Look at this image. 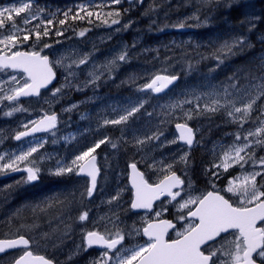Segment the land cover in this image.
<instances>
[{"label":"flooded vegetation","instance_id":"flooded-vegetation-1","mask_svg":"<svg viewBox=\"0 0 264 264\" xmlns=\"http://www.w3.org/2000/svg\"><path fill=\"white\" fill-rule=\"evenodd\" d=\"M84 1L83 3L87 4H94L96 2L95 0ZM102 1L113 3V0ZM164 2L166 4L161 5ZM218 4L217 1L213 5L217 6ZM116 5L125 21L124 24L119 25L117 32L122 28H129V31L115 32L99 47H93L91 52H98L97 54L99 55L103 52L101 55L105 53L106 56L112 50L123 47L121 54L127 52V59L125 61L117 60L118 62L115 60L116 62L112 66L114 71L106 72L102 78L114 72L123 74L126 78H131L133 75L137 76L139 72L147 74L151 71L147 72L140 69V67L137 68L138 65L143 66L146 60H148L146 65L150 67L153 64L168 63L169 60L166 61V59L169 57L181 58L184 62L181 67L174 65L167 68L162 67L159 69L160 71L152 72L153 77H149L153 79L156 75L174 74H177L178 77L177 82L165 91L156 93L148 89L149 92L152 91V93L161 97V101L164 100L165 102L152 105V107H149L148 104H143L144 112L139 115L143 117L146 110L154 112L165 107L166 119L160 124L161 133L163 134L159 136V139L147 140L145 148H143L145 145L137 148V137L139 140H142V133H136L135 128L129 131V134L130 132L135 134L127 135L124 138L125 135L121 134V130L124 126H130L137 120L135 119L132 122L134 114L137 116V112L133 114L130 120L116 125L105 124V120H110L106 117L102 128L97 132H92L87 126V121L89 111L94 108V105L85 101L86 96L90 92L81 90L82 92L75 93L77 96V98H74L76 107H72L71 109V115L74 117L71 130L75 131V133L71 134L70 141L61 147L65 151V153L61 154L64 160L70 165L77 155L105 138H108L112 143H116L117 147L113 148L111 143L106 142L93 153L96 156L95 163L98 173L96 188L91 197H88L86 194V189L90 186L91 178L86 173L76 174L75 169L72 173H65L59 176L53 174L55 171L52 173H41L39 171L38 179L30 182L27 181L28 173L26 169L32 166H29V163L25 161H17L19 171L11 169L0 170V240L18 239L20 236H24L30 242L26 249L25 246L20 245L16 248L6 249L3 253H0V264H15V261L23 255L25 250L31 251L33 255L44 256L52 264H94V261L99 260L101 254L106 249L102 245L88 246L85 239L88 231H97L107 238H113L115 233L119 231L124 235V240L117 248L133 249L147 242L148 238L144 236L143 228L147 227L148 223L167 219L176 225V230H182L186 226V221H178L177 216L181 214L186 215L187 209L183 210L182 213H178L175 207L176 201L172 203L167 202L170 198L161 197L155 201L152 211L133 209L131 207L132 201L135 198V191L130 182V165L132 163L137 164L138 170L144 173L145 178L150 183H156L159 179H162L164 173L160 170L168 164H173L172 170L185 181V191L182 192L184 198H187V194L200 195L201 193L213 190L212 183L216 185V190H222L227 186L228 181L234 177L243 178L244 175L254 171L264 172V166L258 163L259 158L264 157V146L255 144L256 137H252L253 144L248 151L249 153L254 152V157L248 160L246 156L247 163L242 162L243 167L236 164L230 167L227 172L223 168L212 167L214 163L216 164L222 158L223 152L229 146L233 145L234 142H238L235 139L236 133L239 132L241 139H243V136L248 131L255 130V126L259 123V120L256 118L260 115L261 106H264V98H261L254 105L255 110L251 113L248 122L243 123L242 128L240 127L241 121L233 122V117L227 115V112L231 111L230 106L220 107L216 112H208L204 110L206 103L184 104L182 107L172 108L171 105L177 103L170 102V99L175 98L174 95L176 94L178 95L175 98L176 100L182 98L180 97L181 88H178L179 84H182V79L194 78L198 72L190 71L192 63L189 61V58L192 54L183 57L178 55L177 48H174L179 44L175 37H180V34L184 32L188 35L191 34V38L194 41H199L198 38H200L199 35L202 32L207 36V38H204L206 44L207 42L216 43V41H219L217 50L211 52L209 56L219 51L226 43L231 45L232 42L243 40V44L234 43L231 51L224 49L226 86L229 92H237L236 89L232 90L230 87L234 75H240L244 79L242 83L238 84L242 85V88L240 87L242 91L239 92L241 94L249 90L247 87L249 77L254 80L263 75L264 67L257 58L258 55L263 53L264 49L261 47L264 45V37H261L264 35L262 29L264 17L261 8L256 7L260 3L254 8H250L247 0L243 1V6L240 8V24L234 21L233 8L227 4L229 7L225 10L226 23L223 25L222 23L217 24V14L215 13L210 23L197 25L199 27L195 26L191 31L188 28L181 30L178 28V25L173 26V31L170 32H165L164 30L160 32L158 28L159 31L156 33L158 36L155 39L151 38L152 35L149 32L151 18H143L144 21L141 22V17H148L153 13H158L166 5L171 6L170 13L175 14L198 10L200 15H205L204 11L206 9L200 2L186 3L181 0H120V3ZM133 16H139V20L141 21L139 23H136V21L130 23V19L135 20L132 18ZM138 34L143 35V38L139 41L136 39ZM160 41L163 42L164 46L160 45ZM205 52L208 51L201 49L200 53L198 52L196 56L197 60L194 58L193 64L195 68L203 62V58L206 56L203 54ZM251 57L252 59H250ZM50 58L51 62L55 64L51 56ZM155 58L159 61L152 60ZM54 68L57 71V80L52 85L53 89L60 86L58 84L60 82V73L57 67ZM249 69H251V72H249ZM0 72L12 73L21 71L5 69ZM254 74L257 75L256 78L253 76ZM144 83L128 81L121 86V95L117 93L114 95L109 94L108 90L111 84H107L103 89L99 88L101 95L107 103L121 102L123 105L116 113L112 112L115 114L110 115L104 112L103 115L108 114V116L117 117L119 114L121 115L122 110H130L133 102L134 106H137L136 91ZM46 90L49 89L42 90L38 96L20 97L13 102H16L17 108L20 109H24L25 103H28L27 106L33 108V110L37 109L39 99L45 97L42 95ZM112 90L114 91L115 89ZM184 93L182 96L186 97L187 95L184 96ZM248 99L249 97L244 95L241 102H247ZM191 100L194 101L195 98ZM196 104L200 105L199 114L193 111L191 112V119H188L185 113L189 112L190 109H194ZM209 105L211 106V104ZM59 106L61 105L54 103L53 107L50 108L52 109V114L57 116V119L61 117ZM93 112H95L97 120L99 118L97 116L98 113L95 109ZM14 113L12 114L14 115ZM24 113V110L16 111V117L11 121V125H19ZM174 117L180 119L175 120ZM0 119L1 124H8V122L4 123L3 118ZM177 123H186L193 129L194 140L191 146L178 138V130L175 127ZM138 124L142 125L143 121ZM32 126H28L27 129L23 127L20 132L26 131ZM58 127L59 124L55 129H58ZM41 136H29L30 138H21L20 140H16L15 136H4L0 141V155H4L5 153L7 156L5 162L8 163L9 159H14L15 156L24 152L23 149L26 142ZM128 137L130 138L129 140H127ZM260 139H264V136H261ZM173 141L175 142L173 143ZM150 143H155V145ZM48 148L50 152L52 150L56 152L57 150L56 147L53 148L50 145ZM45 149V147L41 150L39 149L36 155L39 156L41 151ZM186 153L188 157L187 168H185L183 163H174V161H178ZM159 163H163L160 165L161 168L156 166ZM206 169H211L212 172H220L218 176H212L211 172L206 175ZM185 170L187 174H185ZM189 182L192 184L191 189L187 187ZM261 183H264V180L261 177H257L258 186ZM261 190H264V188ZM221 194L225 195L226 198L232 197L233 200L238 199V197L232 196L231 193L221 191ZM179 199L178 197L177 200ZM161 201L164 202L162 207L167 208V211L163 212L160 217H156L155 212L161 210ZM192 207L194 208V206ZM85 211L88 212V219L80 221L78 217ZM221 235L225 236V234ZM168 238H175L174 230L169 229L166 239ZM232 239V236H226L225 240H221L218 237L217 242L209 243H214V247L217 249L223 245L224 251L234 252V247L228 243ZM114 252L115 250L109 254L113 255ZM217 255L219 258L218 264L221 260L225 261L226 264H231L230 255H222L219 252ZM109 264H114V261L109 262ZM134 264H138V261L134 262Z\"/></svg>","mask_w":264,"mask_h":264},{"label":"snow or ice","instance_id":"snow-or-ice-1","mask_svg":"<svg viewBox=\"0 0 264 264\" xmlns=\"http://www.w3.org/2000/svg\"><path fill=\"white\" fill-rule=\"evenodd\" d=\"M34 0H19V6L13 5L12 7L0 8V29L6 27L5 21H10L11 31L8 34L0 33V45H3L11 55L0 56V71L5 69L20 70L25 74L20 79L16 75L10 77V82L15 84L16 87L11 89L10 94H6L3 99L9 101H16L19 97H28L32 95H39L40 89L46 88L55 78L56 73L53 68L54 65L50 62L47 55H41V51H12L21 43L19 32L22 31L15 22V16H20L21 13H26L21 17L22 23L28 25L31 20L37 19L32 13ZM113 3H120V0H113ZM80 11L86 12L88 17L96 15L99 18V13H93L87 9L81 8ZM7 13V16L5 14ZM65 17L68 13H64ZM108 16H119V12H109ZM73 19H84L83 16H79L77 13L72 17ZM106 22V21H105ZM119 21L112 20V24H117ZM43 23V21H41ZM52 23L51 20L48 21ZM61 24L65 21L61 20ZM91 23V20H89ZM127 27V25H125ZM180 27H183L181 24ZM86 31V30H85ZM85 31L79 33L80 36H84ZM29 34L23 35V41L30 39V34H34L35 40L39 42L42 36H48L49 30L44 28L43 32L39 30V25L34 29L28 30ZM57 35H62L61 32H57ZM234 43L243 44V40H237ZM50 45L44 44V48H48ZM233 45L225 44L221 51L227 49L232 50ZM2 51V50H0ZM117 59L119 61H125L127 59V52L120 54ZM62 60L55 61V64L62 65ZM87 57L80 59L78 64H85ZM115 60L112 61L115 64ZM73 63H77L73 61ZM72 75V73H70ZM90 75H92L90 73ZM177 77L175 75H156L150 83L144 85L145 89H150L153 92L159 93L172 84ZM262 83L253 84L250 86V90L245 91L244 95L249 97L247 102L243 103L241 107L236 106L235 100H225L224 104H221L219 99H213L211 106L209 104L204 105V110L209 112H216L220 107H231V111L227 112V115L233 117V122L241 121L240 127H243V123L248 122L251 113L255 110L254 105L257 101L264 98V76L258 78ZM23 80V83H21ZM66 83L61 88H56L53 91V96H56L62 91L64 87H71V81L65 78ZM94 82V81H93ZM235 88L237 92L242 89L238 88L236 84L230 85ZM2 90V89H0ZM253 90L255 94H253ZM225 96H230L232 93L226 88L224 90ZM200 97H196L198 101ZM192 100H184L175 105H171L172 108L182 107L183 104H192ZM73 108L76 105L72 106ZM143 107L141 103L139 106H134L130 110L126 111L125 115H121L115 120H105V124H121L126 122L134 113L138 112ZM200 105L196 104L194 109H190L185 113L188 119H191V112L196 111L199 114ZM23 109L13 108L12 111L5 113V115L11 116L15 111H21ZM236 114H240L237 116ZM260 122V126L255 128L254 131H248L243 136L245 141L243 145H237L235 142L233 145L223 152L220 164H213V168H223L225 172L230 167L239 164L243 167V163H247L248 160L253 159L254 152L249 153L247 150L252 147V143L249 141V137H256V145L264 146V139H260L264 136V106L260 108V115L256 118ZM33 127L27 131L18 132L15 135L16 140H20L21 137L29 135L31 132H38L41 130H48L55 128L57 123V116L55 114H45L40 120L33 121ZM27 129L28 125H24ZM179 131V139L186 142L187 145L193 144L194 135L193 129L188 127L186 123H177L175 125ZM163 133L153 134L148 136L146 140L159 139V136ZM236 141L241 139L240 133L235 134ZM111 143L113 148L117 147L116 143H112L108 138L101 139L95 143L92 147H89L86 151L77 155L70 165L60 166L53 173L54 175H63L65 173H72L74 169L76 174L86 173L91 178L90 186L86 189L88 197L93 195L96 188L98 169L96 166V156L93 153L102 144ZM145 140H138V144H144ZM175 141H173L174 143ZM42 146V145H40ZM36 146L30 147L27 151L21 152V154L15 156L14 159H9L8 163L0 165V170L11 169L13 171H19L17 161H25L33 153L37 152ZM245 153V155H241ZM5 157L0 155V160H4ZM243 162V163H242ZM174 163H183L185 168L188 166L187 153L179 158ZM255 163V161H254ZM259 165L264 166V157H260L258 161ZM132 170L131 184L135 190V198L132 201L131 207L133 209H147L153 210L154 202L161 197L170 198L168 203L176 201L175 207L178 213H182L187 209L186 215H178V221H186V226L182 230H176V225L167 219H160L156 222L148 223L147 227L143 228V234L148 238L144 245L137 246L133 249L121 248L117 246L124 240V235L117 231L113 238H107L105 235L97 231H88L85 239L88 246L102 245L106 250L101 254V258L94 261V264H109L114 261V264H134L138 261V264H218V252L222 255L231 256V264H264V183L259 186L257 184V177H261L264 180V172L254 171L241 177H234L228 181L227 186L222 190H216V185L212 183L211 191L201 193L200 195L187 194V198L182 196V192L185 191V181L173 171V164H168L160 171L164 173L163 178L159 179L156 183H150L143 172L137 169V164L132 163L130 165ZM27 181H34L38 179V168L29 167L26 169ZM211 172L212 176H218L217 172H212L211 169H206L205 174ZM185 174H187L185 170ZM211 183V181H210ZM188 189L192 188L191 182L187 185ZM175 189V191H174ZM231 193L232 196L238 197L233 200L232 197L226 198L221 194ZM83 195V193H82ZM180 198L177 200V198ZM115 199V198H114ZM163 201H161V210L155 212L156 217H160L163 212L167 211V208L162 207ZM194 206V208L192 207ZM80 221H86L88 219V212L85 211L79 215ZM169 229L175 231V238L166 237L169 234ZM221 234H225L222 236ZM226 236H232L233 239L229 241L235 251L226 252L221 248L214 247V243L217 242L219 237L221 240H225ZM29 240L24 236H20L18 239L0 240V253H3L6 249L16 248L20 245L25 246V249L29 245ZM115 250L113 255L109 253ZM15 264H52V262L46 259L44 256L33 255L29 250H25L23 255L15 261ZM219 264H226L225 261H219Z\"/></svg>","mask_w":264,"mask_h":264},{"label":"rangeland","instance_id":"rangeland-1","mask_svg":"<svg viewBox=\"0 0 264 264\" xmlns=\"http://www.w3.org/2000/svg\"><path fill=\"white\" fill-rule=\"evenodd\" d=\"M211 1L212 4L210 5L209 8H205L206 11L205 15H200L199 11H185L179 14L175 13H170L172 7L169 5L164 6L163 10H160L158 13H153L151 16L149 15L147 18H158L155 23L152 24H157L158 26L162 27L165 32H170L173 31V26H177L179 29H185L188 28L190 31L197 25H202V24H208L211 22L212 17L214 14H217V10L215 8L217 6L213 5L215 2L219 0H207ZM253 0H247L248 4H251ZM166 2L162 3L161 5H165ZM13 5L19 6V0H0V8L3 7H12ZM229 6H227L228 8ZM81 8L87 9L89 11H92L93 13H99V18H97L96 15H93L91 17H88L86 12L80 11ZM32 13L37 17V19L31 20V23L28 25H24L22 23L21 17L25 16L26 13H21L20 16H15L13 13V16L15 18V22L18 27L22 29L21 32L18 33L21 43L17 45L16 48H13L12 51L16 50H27V51H41V50H36L33 46V44H38L36 42L30 41H23V35L24 34H29L28 30L29 29H34L35 26L39 25V30L43 32L44 28H47L49 30V33L53 32L52 35V42L49 43L50 47L44 48V44L42 45L43 49L41 52L45 53L49 56L52 57L53 62L57 60H62V65H55L54 67H57V70L60 73L59 76V83L60 86H57L56 88H61L62 85H65L66 80L65 78L67 77L68 81H71V87H64L60 93H58L56 96H53V91L56 89H53L51 86L48 88L49 90H46L48 92V96L41 97L39 100V106L36 107L37 109L29 108L27 105L28 103L24 104V115L21 117L19 125H11V121L16 117V111L14 115L12 114L11 116L5 115V113H8L12 111L13 108H17L16 102L13 101H7L6 99H3V97L6 94L11 93V89L13 87H16L15 84L10 82V77L12 75H16L18 79L24 76L22 72H0V118L4 119V123L8 124H1V119H0V141L4 136H10L13 137L15 136L20 130L24 127V125H33V121H38L42 116L45 114H52V109L54 103L56 105H61L59 106V111L61 113V117L57 119V125L59 124L58 129H50L48 131H42L37 134H33L30 137H34L37 135H42L41 137L34 138L33 140H30L24 144V152L27 151L30 147L36 146L39 149H43L44 147L46 148L45 150H42L40 155L37 156L35 152L30 156L27 160H25L26 163H29V166H32V168H38L39 171L42 173L47 172V173H52L56 171V169L60 166H66L68 165V162L64 160L62 157V153H65L61 149V147L68 143L70 141V135L74 134L75 131L71 130L72 129V123H74V117L71 115V109L73 105H76V102H74V98L77 96L75 93L82 92V91H88L90 92L89 95L86 96V102L89 104H93L94 108H92L89 111L88 114V121H87V126L90 128V131L92 132H97L102 128L103 121L108 117L110 120H115L118 119L122 114L125 115L126 110H122L121 115L119 114L117 117H112L108 116V114H104V112L109 113L110 115H113L116 113V111L120 110L121 107H123L121 102H112V103H107L105 98L101 95L99 88L103 89L104 86L107 84H111L109 87V94H120L121 95V86L124 85V83H127L128 81L131 82H136V83H144L146 85L148 82H151V79L149 77L152 76V72L154 71H160V68H167L169 66H177L181 67L183 65V61L181 58L177 59L175 57H169L166 59L169 60L168 63H160L158 64H153L152 67L147 66L146 63L148 60L144 62V65H138L140 69L144 71H151L148 72L147 74H143L142 72L137 73L136 75H133L131 78H126L123 76V74H117V73H111L107 77L102 78V76L108 72V71H114L112 66L114 64L112 61L118 60L117 57L121 54V51L123 50V47L116 48L112 50L108 55L105 56V53L103 55L97 54L98 52H91L93 47H99L102 43L108 40L109 37H111L115 32H128L129 28H122L120 31L117 32V29L120 24H124L125 21L123 20L122 14L119 16L112 15L108 16L107 14L109 12H119L118 7L115 3H105L102 0L101 1H96L94 4H87L83 2H77L75 4H68L64 8H55L52 5H48L44 0H34L33 7L31 9ZM73 14L74 16L79 13V16H83L84 19L78 20L76 23L78 24V28L74 27L73 23H71L70 27L66 25L67 20H69V16L65 17L64 13ZM7 16V13L5 14ZM146 18V16H145ZM97 19V20H96ZM116 19L119 22L117 24H112V20ZM51 20L52 23L49 24L48 21ZM64 20L65 23L61 24L60 21ZM75 20V19H73ZM89 20H91V23H89ZM94 20L97 21L96 26L93 25ZM223 20V17H222ZM43 21V23H41ZM106 21V22H105ZM135 20L130 19L129 22H134ZM79 22L81 24H79ZM6 27L4 29H0V33L3 34H8L10 29V21H5ZM128 23V22H127ZM183 25V27H180V25ZM199 27V26H197ZM161 28V29H162ZM86 30V31H85ZM61 32L62 35H57V32ZM81 31H85L84 36H80L79 33ZM189 31V32H190ZM252 32V31H249ZM34 34H30V37ZM181 36L175 37L176 40L179 42L177 45L176 51H178V55L187 57L189 54H192V56L189 58V61L192 63L190 68H195V65L193 64L194 58L196 59V56L198 55V52L200 53V50L205 49L206 46H209L207 42H205L204 39L198 38L199 41H194L191 38V34L187 33H181ZM261 37H264L261 36ZM2 38V36H0ZM143 38L142 34H138L136 36L137 41L141 40ZM51 41V40H50ZM191 43V44H190ZM212 44H216V46L219 45V41L211 42ZM41 44V43H40ZM39 44V45H40ZM155 44V43H152ZM234 42L231 43L233 45ZM160 45H163V42L160 41ZM164 46V45H163ZM264 48V45L261 46ZM0 53H6V54H11V52H8L7 49L4 48L3 45H0ZM180 51V52H179ZM84 57H87L86 63L85 64H78V61L80 59H83ZM260 60V64L264 67V49L263 53L261 55H258L257 57ZM152 60H157V58L152 59ZM197 60V59H196ZM73 61H76L77 63H73ZM118 62V61H117ZM110 68L109 70H107ZM72 73V75H70ZM90 73L92 75H90ZM177 77V74H174ZM256 78V74H254ZM264 76V73L263 75ZM120 78V80H119ZM252 79V78H251ZM119 80V81H118ZM182 80H185L182 79ZM94 81V82H93ZM21 83H23V80H21ZM262 83L259 79H254L253 82L248 83V88L250 90V86L253 84H259ZM232 84H235V82ZM144 85H140L138 88V93L143 95L149 93L148 89L144 88ZM224 88H217L212 84L206 83V80L201 77H194V79L190 82H188L185 87H183L180 91V97H182L180 100H176L177 94L174 95L175 98H171L170 102H175V103H180L184 100H191L194 99L193 103H206V104H211V101L213 99H219L221 101V104L225 103V100H235L236 101V106L241 107L243 103L241 102L242 97L244 94H241L236 91H231L232 95L230 96H225L224 90L227 88L226 84L220 85ZM238 88H242V85H237ZM97 89V90H96ZM112 89H115L114 91ZM232 90H235V88H232ZM82 90V91H81ZM242 91V90H241ZM240 91V92H241ZM185 92V93H184ZM94 93V94H93ZM184 93L183 97L182 94ZM99 94V95H98ZM253 94H255L253 90ZM149 96H144L143 99L140 98L138 99V105L139 106L141 103L142 104H149L150 100L148 101ZM196 97H200V99L197 101ZM142 99V100H141ZM52 100V102H51ZM46 103H45V102ZM62 104H60L61 102ZM90 101V102H88ZM165 101L162 100L160 103H164ZM158 103V104H160ZM132 107H134V102L132 103ZM184 105V104H183ZM96 110L98 113V119L96 120V115L93 110ZM115 112V113H112ZM139 112V114H138ZM137 112V116L134 114L132 122L134 121L130 126H124L121 130V134L125 135H132L135 134L133 132L129 131L130 129H134L136 133H142L141 137L142 140H146L148 136H152L154 133L159 134L161 133L160 129V124L161 122L166 119L165 115V107L160 108L158 111H145V115L139 116L141 113L144 112L143 107L140 108V110ZM209 112V111H208ZM239 116L240 114H236ZM86 117V116H84ZM132 117V116H131ZM131 117L128 119L130 120ZM146 119V120H145ZM143 124L140 125L138 124L139 122H142ZM149 124V125H148ZM136 125V126H135ZM204 126V125H203ZM260 126V122L255 126V128ZM88 128V129H89ZM84 130V129H83ZM137 136V135H136ZM29 137V136H28ZM29 137V138H30ZM27 138V137H25ZM130 138L128 137L127 140ZM137 137V141H138ZM249 141L253 144L252 142V137H249ZM51 142V143H50ZM245 141L243 139H240L238 142H236L237 145H243ZM1 143V142H0ZM155 145V143H150ZM42 145V146H40ZM53 146V148L56 147V152L52 150L50 152L48 149V146ZM145 145V146H144ZM144 146V147H143ZM146 142L144 144H138L137 143V148L143 147L145 148ZM46 151V152H44ZM249 151V149L247 150ZM241 155H245V153H241ZM5 158H7L6 154L4 153ZM11 157V155H9ZM6 160H0V165L5 164ZM221 159L216 163L220 164ZM163 163H159L156 166H159L158 168H161L160 165ZM220 171H217L219 173Z\"/></svg>","mask_w":264,"mask_h":264},{"label":"trees","instance_id":"trees-1","mask_svg":"<svg viewBox=\"0 0 264 264\" xmlns=\"http://www.w3.org/2000/svg\"><path fill=\"white\" fill-rule=\"evenodd\" d=\"M44 1L48 5H52L55 8H59V9L66 7L68 4H75L77 2H85L84 0H44ZM90 1H92V0H90ZM95 1H97V0H95ZM181 1L182 2H186V3L200 2L203 5L204 8H209L210 5L212 4L211 1H207V0H181ZM243 1L244 0H219L218 1L219 4L215 8L217 10V21H216L217 24L222 23V25H223V24L226 23V21H225V19H226L225 10L227 9V4L231 5L232 8H233V15H234L233 19H234V21L240 24V8H241V6H243ZM258 3H260L259 6L257 5ZM255 6L261 8V10L263 12V17H264V0H257V1L253 0V2L249 5V7L250 8H254ZM68 16H69V20H67L66 25L68 27H70L71 23H73L74 27L78 28L79 26H78V24L76 22L78 20H80V19L77 18V19L73 20L72 17L74 16V13L73 14H69ZM222 17H223V20H222ZM132 18L135 19L136 23H139V21H141V20H139V16H133ZM141 18H142L141 22H143L144 21L143 18H145V17H141ZM146 18H147V16H146ZM157 19L158 18L154 17V18H151V21H150L151 22V26H149V29H150L149 32H150V35H152L151 36L152 39L153 38L155 39L158 36V34H156V33L159 31V29H160V32H162L164 30L162 27L158 26L157 24H152V23H155L157 21ZM96 20H94V22H93L94 26L99 24V23H97ZM79 24H81V23L79 22ZM148 24H150V23H148ZM262 29L264 31V25H263ZM52 33L53 32L49 33L48 36H42V38H41V40L39 42H37L35 40V36L32 35L30 37V39H31L30 41L36 42L38 44H36V45L33 44V46H30V47H34V49H36V50H41L40 48H42L43 43L49 44V43L52 42V35H51ZM199 37L201 39L207 38V36H206V34L204 32H202L201 35H199ZM208 45L209 46L204 49L205 51H208V52L203 53L204 55H206L203 58V62L198 64V66L196 68H190V71L191 72L198 71L196 73L195 77L196 76L201 77V78L204 77V79L206 80V83L212 84V85H214L217 88H224V87H222L220 85L226 84L225 51L224 50L221 51V49H222L221 48L215 54H212L211 56H209L211 52H215L217 50L218 46H216V44H212L211 42H209ZM42 54H45V53H42ZM252 57L250 59H252ZM140 61H142V59H140ZM249 72H251V69H249ZM193 79L194 78L182 80L181 81L182 84H179L178 88L182 89L183 87H185V85L188 82L192 81ZM243 80L244 79L240 75H234L232 77V81H233V83L235 82L236 85L242 83ZM248 80L250 82L254 81V80L251 79V77H249ZM138 88H137V91H136L137 92L136 93L137 99H140V98L143 99V97L146 96V95L149 96L148 97V101L150 100V102H149V104L147 103L149 107H152V105H155V104H158V103L161 102V97L156 95L155 93H152V91L147 93V94L141 95V94L138 93ZM42 96H48V92H45ZM34 101H36V100H34ZM150 109L153 110L152 108H150ZM177 119H180V118H175V120H177Z\"/></svg>","mask_w":264,"mask_h":264},{"label":"water","instance_id":"water-1","mask_svg":"<svg viewBox=\"0 0 264 264\" xmlns=\"http://www.w3.org/2000/svg\"><path fill=\"white\" fill-rule=\"evenodd\" d=\"M130 1H133V0H130ZM2 55H5V54H0V56H2ZM41 55H43L42 53H41ZM48 56V55H47ZM49 57V60H50V62H51V58H50V56H48ZM11 70H13V69H11ZM53 70H54V72L56 73V76H55V78L53 79V81L46 87V88H42V89H40V93H41V91L42 90H45V89H48V88H50L55 82H56V80H57V71H56V69L55 68H53ZM13 71H20V70H13ZM177 80H178V77H177V79L172 83V84H170L166 89H164L163 91H165V90H167L168 88H170L171 86H173L176 82H177ZM32 96H38V95H32ZM23 97V96H22ZM28 97H31V96H28ZM20 98V97H19ZM24 98H27V97H24ZM48 115H51V114H48ZM43 117V116H42ZM41 117V118H42ZM40 118V119H41ZM39 119V120H40ZM34 126V125H33ZM32 126V127H33ZM31 127V128H32ZM57 127V123H56V126H55V128ZM189 127V126H188ZM31 128H29V129H31ZM191 128V127H190ZM28 129V130H29ZM52 129H54V128H52ZM48 130H50V129H48ZM48 130H41V131H38V132H31L29 135H27V136H24V137H21V138H25V137H28V136H32L33 134H37V133H39V132H42V131H48ZM27 131V130H26ZM178 132V134H179V131H177ZM194 135V134H193ZM138 169V168H137ZM141 172V171H140ZM131 175H132V170H131V174H130V182H131ZM132 185V184H131ZM135 191V190H134Z\"/></svg>","mask_w":264,"mask_h":264},{"label":"bare ground","instance_id":"bare-ground-1","mask_svg":"<svg viewBox=\"0 0 264 264\" xmlns=\"http://www.w3.org/2000/svg\"><path fill=\"white\" fill-rule=\"evenodd\" d=\"M255 29V28H254ZM242 39V38H241ZM191 44V43H190ZM154 48V47H153ZM180 52V51H179ZM180 71V70H179ZM177 73V72H176ZM184 74V73H183ZM125 84V83H124ZM97 90V89H96ZM94 94V93H93ZM99 95V94H98ZM127 97V96H126ZM61 102V101H60ZM226 119V118H225ZM149 125V124H148ZM208 131V130H207ZM85 135V134H84ZM226 135V134H225Z\"/></svg>","mask_w":264,"mask_h":264}]
</instances>
